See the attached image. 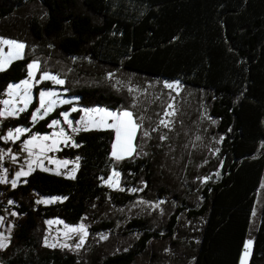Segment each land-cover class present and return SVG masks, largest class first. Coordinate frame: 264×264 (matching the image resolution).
<instances>
[{
  "label": "trees",
  "instance_id": "16d2710c",
  "mask_svg": "<svg viewBox=\"0 0 264 264\" xmlns=\"http://www.w3.org/2000/svg\"><path fill=\"white\" fill-rule=\"evenodd\" d=\"M2 39L25 49L0 71V99L37 62L38 77L59 76L79 105L130 110L139 125L133 156L112 157V129L88 130L60 152L80 157L76 178L35 170L14 188L0 185L4 204L12 200L24 214L0 250L3 264H239L247 240L248 264H264V0H0V52ZM145 80L180 81L204 93L221 137L217 155L185 172L171 162L126 87ZM36 106L4 121L2 133L27 128L19 142L48 133L70 109L34 122ZM114 170L120 190L103 183ZM32 192L63 199L34 208ZM51 218H86L83 247L45 246Z\"/></svg>",
  "mask_w": 264,
  "mask_h": 264
},
{
  "label": "rangeland",
  "instance_id": "374dc122",
  "mask_svg": "<svg viewBox=\"0 0 264 264\" xmlns=\"http://www.w3.org/2000/svg\"><path fill=\"white\" fill-rule=\"evenodd\" d=\"M0 52V68H8L9 65L23 57L24 43L2 39ZM38 76V74H37ZM46 76L52 78L55 84L53 89L42 90L40 95L35 92L29 93L30 98L40 100V108L34 111L31 120L37 121L44 118L48 112H53L59 107L65 106L71 99L74 103L69 104L70 109L62 110L60 116L51 122L52 130L48 133L32 136L35 139L46 138L48 140L62 142L63 147L75 145V136L81 132L98 129H112L115 133V140L112 147V157L123 159L133 156L136 153L135 139L139 125L130 110L116 111L100 106L85 107L78 104V97L62 95L65 93L63 80L54 73L47 72ZM127 89L144 109V117L151 121L153 130L160 135L163 146L167 147V157L171 162H176L185 172L191 165L199 167L210 157L217 155L221 137L213 132L215 120L210 116L204 93L194 87H189L180 81H149L145 80L139 84H126ZM15 92H9L0 100L1 121L14 114L17 108L15 105L18 99ZM77 102V103H76ZM58 106V107H56ZM78 112V116H73ZM50 114V113H49ZM19 114L14 115V117ZM143 117V118H144ZM33 118V119H32ZM28 133L23 126H7L4 132H0L2 144H14L19 142L21 137ZM31 137V136H30ZM37 137V138H36ZM23 142V141H22ZM19 142V143H22ZM63 147L58 146L48 151L37 149H26L20 147L17 152L11 148L0 147V176L3 183L9 188L17 186L22 178H25L26 169L31 165L37 166L38 170L58 174L66 178L74 179L80 167V157L60 156ZM27 153V156L24 154ZM170 170L171 166L168 162ZM34 170V169H32ZM204 178V181L210 179ZM217 178V173L213 179ZM110 190H120L122 182L120 172L114 170L103 182ZM264 184V183H263ZM63 198L59 196H48L41 198V203H55ZM164 204V206H163ZM160 213L165 212V203L157 201L154 203ZM259 205V203H258ZM18 211L7 219L0 216L2 226L0 227V247L6 248L12 239V221L17 218ZM257 220V210L253 214V224ZM6 222V223H5ZM46 235L44 245L47 247H60L78 251L83 247L89 237V222L83 218L78 224H68L60 218H51L46 221ZM108 235H99L101 241ZM252 251V241L247 240L242 252L239 264H248ZM0 264H3L0 258Z\"/></svg>",
  "mask_w": 264,
  "mask_h": 264
},
{
  "label": "crops",
  "instance_id": "0c3cea01",
  "mask_svg": "<svg viewBox=\"0 0 264 264\" xmlns=\"http://www.w3.org/2000/svg\"><path fill=\"white\" fill-rule=\"evenodd\" d=\"M5 69H6V67L0 68V71L5 70ZM38 70H39L38 63L37 62H31L28 66L27 77L23 78L22 80H20L18 82H12L7 86L6 91L0 100H3L4 96L7 95L9 92H15L19 97H18L17 102L15 104L17 106V108L14 110V114L9 116L10 118L6 119L5 121H8V120L15 118L14 115H16V114L20 115L22 113H25L26 111L31 109L34 101L37 102V98L33 99V98H30V96H29V93H31V88H32V91L35 92V96L38 95V97H39L40 92L42 90L53 89L52 87H42L41 86L42 84H47V85L52 86L54 84H49V81H52L54 83H55V81L52 78L47 77L46 73H43L40 77H38L37 76ZM61 94L66 96V91H65V93L62 92ZM73 103H74V99H71L70 103L68 102L66 105H69V104L72 105ZM39 106H40V100L38 98V104L35 107V109L32 110L31 117H32L34 111H36L40 108ZM56 107H58V106H56ZM2 112H3V110L0 108V126L3 125V122L1 121V119H3V118H1ZM49 113H51V112H48V114ZM32 136L38 137V135H31V137L30 136L27 137L22 143H19V142H16V143L20 147H24L25 149L27 147H29V149H34L33 152L37 151V149L48 151L50 148H54L55 150L53 151V153L55 151H57L59 145H60V147H63V145H64V144H62V142L60 144H58L57 141L48 140L46 138L42 139V137L40 139H35L34 141L31 142V140H33L32 138H34ZM1 143H0V147H1ZM30 167L31 168L26 169L25 173H27V174L25 177H27L33 171L38 170L37 166H35L34 164L31 165ZM32 169H34V170H32ZM0 185L6 186V184L3 183V177L2 176H0ZM43 198H45V197H43ZM43 204L45 205L47 203L43 202ZM14 211H16V209L14 207V202L12 200H8L7 203L1 207L0 216H4V218L7 222V219L14 215ZM13 219H15V217ZM1 226H2V223L0 221V227ZM2 249L3 248L0 247V250H2Z\"/></svg>",
  "mask_w": 264,
  "mask_h": 264
},
{
  "label": "built area",
  "instance_id": "2783aa9c",
  "mask_svg": "<svg viewBox=\"0 0 264 264\" xmlns=\"http://www.w3.org/2000/svg\"><path fill=\"white\" fill-rule=\"evenodd\" d=\"M49 84H55L52 81H49ZM10 120H8L7 122H9ZM2 126H0V132H2ZM1 143V142H0ZM1 148L2 149H7V148H11L14 152H17L16 150L20 148V146L17 143L14 144H2L1 143ZM25 156H27V153L24 154ZM31 199L33 201V206L34 208H37L39 206H41L43 203L40 202V199L43 198L42 194L37 193V192H32L31 193ZM7 200V189L0 187V209L3 206L4 202ZM24 214L23 213H18L17 218H15L12 221V229H11V233H15V231L20 228L21 226V220L23 219Z\"/></svg>",
  "mask_w": 264,
  "mask_h": 264
}]
</instances>
